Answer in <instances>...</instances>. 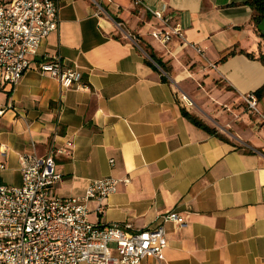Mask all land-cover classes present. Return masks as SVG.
<instances>
[{"label": "crops", "instance_id": "0c3cea01", "mask_svg": "<svg viewBox=\"0 0 264 264\" xmlns=\"http://www.w3.org/2000/svg\"><path fill=\"white\" fill-rule=\"evenodd\" d=\"M143 1L180 27L185 45L153 40L160 23L131 0L103 2L104 12L92 0L61 1L58 28L32 68L0 91V185H21L22 158L70 142L69 154L54 156L56 196L80 197L92 180L129 179L102 213L88 204L91 223L135 231L168 211L185 217L178 230L165 225L164 259L141 264H264V123L242 105L264 86V38L248 0ZM44 57L76 64L85 88L63 90L38 73ZM257 102L264 115V96Z\"/></svg>", "mask_w": 264, "mask_h": 264}, {"label": "built area", "instance_id": "2783aa9c", "mask_svg": "<svg viewBox=\"0 0 264 264\" xmlns=\"http://www.w3.org/2000/svg\"><path fill=\"white\" fill-rule=\"evenodd\" d=\"M61 1L0 3V91L12 88L32 68L31 58L58 28ZM92 2L99 12H104L101 4L112 5L115 0ZM131 2L134 7L146 8L160 23L159 28L150 31L153 40L168 44L178 39L185 45L182 30L169 23L163 10H152L143 0ZM192 48L203 57L202 49ZM206 64L215 69L212 63ZM35 69L55 79L63 90L85 88L80 83L78 66L64 65L58 57L42 58ZM181 101L186 107L193 106L185 95ZM243 101L264 123L255 95L249 94ZM3 113L0 110V115ZM66 146L70 149L72 144L67 142ZM68 149L60 151L51 146L43 158H22L21 185H0V264H141L147 258L162 261L167 247L165 225L172 224L178 230L185 224V217L168 211L158 216L153 227L135 231L129 223H91L88 204L95 202V213H102L104 201L116 193L120 184L127 185L129 179L92 180L84 195L58 197L53 188L62 176L56 171L54 156L69 154Z\"/></svg>", "mask_w": 264, "mask_h": 264}, {"label": "trees", "instance_id": "16d2710c", "mask_svg": "<svg viewBox=\"0 0 264 264\" xmlns=\"http://www.w3.org/2000/svg\"><path fill=\"white\" fill-rule=\"evenodd\" d=\"M247 4L251 7L252 9V22L255 26V28L257 29V25L264 20V0H248ZM146 54L148 55L149 59L153 62H155L162 70L164 69L163 66L161 65V63L155 59L154 55L148 51L147 49H144ZM260 60L262 61V63L264 64V56L260 57ZM255 97L257 99L261 98L262 96H264V86L261 87L259 90H257L255 92ZM184 117H186L192 124H194L195 126L202 128L210 133H213L214 130L208 128L204 123L201 122V120H199L197 117L184 113Z\"/></svg>", "mask_w": 264, "mask_h": 264}, {"label": "rangeland", "instance_id": "374dc122", "mask_svg": "<svg viewBox=\"0 0 264 264\" xmlns=\"http://www.w3.org/2000/svg\"><path fill=\"white\" fill-rule=\"evenodd\" d=\"M242 105H243V110L245 111V112H250V114H249V116H251V117H253V119H257L258 121H260L261 122V118H260V116L258 115V114H256L254 111H252V110H249L248 109V107H247V105L244 103V102H242ZM261 113V112H260ZM262 114V113H261ZM235 119V118H234Z\"/></svg>", "mask_w": 264, "mask_h": 264}, {"label": "water", "instance_id": "95a60500", "mask_svg": "<svg viewBox=\"0 0 264 264\" xmlns=\"http://www.w3.org/2000/svg\"><path fill=\"white\" fill-rule=\"evenodd\" d=\"M257 30L260 33V35L264 38V20H262L258 25H257Z\"/></svg>", "mask_w": 264, "mask_h": 264}]
</instances>
